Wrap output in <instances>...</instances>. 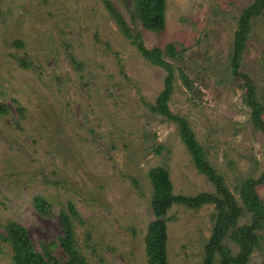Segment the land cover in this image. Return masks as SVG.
<instances>
[{
	"label": "rangeland",
	"instance_id": "374dc122",
	"mask_svg": "<svg viewBox=\"0 0 264 264\" xmlns=\"http://www.w3.org/2000/svg\"><path fill=\"white\" fill-rule=\"evenodd\" d=\"M111 1L140 29L127 3ZM253 1L166 0L164 30L142 32L148 48L173 43L184 51L168 59L184 65L193 89L175 72L168 107L188 120L208 164L236 197L241 181L264 172V133L252 123L243 80L229 68L238 17ZM250 25L240 71L251 76L264 109V11ZM164 76L119 31L103 0H0V233L14 220L37 246L58 239L59 211L71 200L87 264H146L153 218L147 170L166 168L176 194L214 191L177 124L148 109ZM257 191L264 199V184ZM36 196L49 202L46 216L34 208ZM213 211L171 207L169 264H202ZM249 221L244 213L239 225ZM224 243L237 253L229 238ZM9 258L0 251V264H12ZM247 264H264V230Z\"/></svg>",
	"mask_w": 264,
	"mask_h": 264
},
{
	"label": "trees",
	"instance_id": "16d2710c",
	"mask_svg": "<svg viewBox=\"0 0 264 264\" xmlns=\"http://www.w3.org/2000/svg\"><path fill=\"white\" fill-rule=\"evenodd\" d=\"M123 2L130 6L128 11L131 24L133 26L138 24L140 29L132 28L111 0H103L106 12L114 20L119 31L134 45L137 53L151 65L161 67L165 73L163 88L155 102L148 105V109L152 114L159 116L160 121L166 120L177 124L180 139L192 156L195 168L214 186L213 192L203 191L194 195L176 194L172 191V181L166 168L153 166L147 170L151 187L149 208L153 218L144 236L146 264H169L167 222L174 220V217L167 214L173 205L191 210H198L204 205H213V225L203 247L202 264H247L259 245L260 231L264 230V199L257 191L264 184V172L258 178L241 181L236 188L238 197L224 184L223 178L208 164L203 148L195 139L188 120L172 113L168 107L174 87L175 72H178L187 88L193 89V82L186 74L184 65L170 62L168 59V57L177 59V55L182 56L181 53L184 51H176L173 43L151 48L144 44L143 31L164 30L166 0H123ZM263 11L264 0H254L242 9L232 42L229 68L233 76L243 80L246 88L244 102L250 108L252 123L264 133V109L256 100V86L249 74L240 71L242 53L251 30L250 21L253 17L261 15ZM13 45L16 48L24 46L20 40H14ZM20 64L26 66V61L20 59ZM3 111H6V108L0 105V112ZM19 111L23 114L24 109L21 107ZM160 149L161 146H158L156 151L159 152ZM33 205L40 215L48 214L50 204L43 197H34ZM66 208L59 211L62 234L58 239L37 246L32 242L25 227L12 220L4 224V231L0 233V251L4 249L9 251V261L12 264H87L75 238L74 225L80 220V215L71 200L66 202ZM244 213L250 216V221L239 225V219ZM226 238L238 246L237 253H232L224 243ZM55 248H60L65 256L57 257Z\"/></svg>",
	"mask_w": 264,
	"mask_h": 264
}]
</instances>
